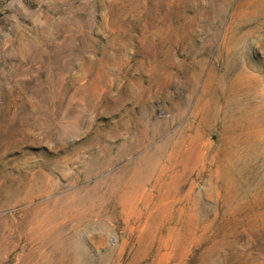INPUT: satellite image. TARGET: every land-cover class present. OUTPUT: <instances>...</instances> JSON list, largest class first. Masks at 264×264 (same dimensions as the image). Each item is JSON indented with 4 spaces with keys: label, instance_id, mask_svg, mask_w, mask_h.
<instances>
[{
    "label": "rangeland",
    "instance_id": "rangeland-1",
    "mask_svg": "<svg viewBox=\"0 0 264 264\" xmlns=\"http://www.w3.org/2000/svg\"><path fill=\"white\" fill-rule=\"evenodd\" d=\"M0 264H264V0H0Z\"/></svg>",
    "mask_w": 264,
    "mask_h": 264
},
{
    "label": "bare ground",
    "instance_id": "bare-ground-1",
    "mask_svg": "<svg viewBox=\"0 0 264 264\" xmlns=\"http://www.w3.org/2000/svg\"><path fill=\"white\" fill-rule=\"evenodd\" d=\"M185 145H186V144H185ZM201 153H202V152H201ZM202 155H203V154H202ZM200 157H201V156H200ZM122 188H124V186H122ZM125 188H126V187H125ZM119 190H121V188H120ZM121 192H122V191H121ZM126 193H127V192H126ZM117 194H118V190H117ZM120 199H124V198H121V197H120ZM46 213H47V212H46ZM125 213H126V212H125ZM42 217H43V216H42ZM42 219H43V218H42ZM36 222H37V221H36ZM36 222H35V223H36ZM49 229H50V228H49ZM47 230H48V229H47ZM69 246H70V245H69ZM72 250H73V249H72ZM41 252H42V251H41Z\"/></svg>",
    "mask_w": 264,
    "mask_h": 264
}]
</instances>
